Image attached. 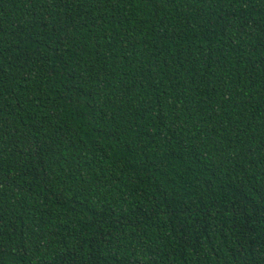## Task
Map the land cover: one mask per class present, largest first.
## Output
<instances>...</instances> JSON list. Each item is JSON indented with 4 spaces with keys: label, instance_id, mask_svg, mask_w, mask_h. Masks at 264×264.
Masks as SVG:
<instances>
[{
    "label": "trees",
    "instance_id": "1",
    "mask_svg": "<svg viewBox=\"0 0 264 264\" xmlns=\"http://www.w3.org/2000/svg\"><path fill=\"white\" fill-rule=\"evenodd\" d=\"M0 264H264V0H0Z\"/></svg>",
    "mask_w": 264,
    "mask_h": 264
}]
</instances>
